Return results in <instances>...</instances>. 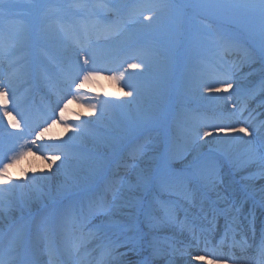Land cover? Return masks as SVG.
<instances>
[{
  "label": "bare ground",
  "instance_id": "obj_1",
  "mask_svg": "<svg viewBox=\"0 0 264 264\" xmlns=\"http://www.w3.org/2000/svg\"><path fill=\"white\" fill-rule=\"evenodd\" d=\"M101 4L96 2L98 8L103 7ZM71 11L83 18L84 9L81 10L80 5L69 6L67 13ZM104 15H106L105 9L101 16ZM146 21V18L140 17L133 24L138 25L137 28L140 29ZM57 26L60 29L55 38L52 40L45 39L44 41L60 53L67 54L73 50L71 44H62L58 41L67 35L73 38L71 43L76 45V39L85 36V27L80 24V33L75 34L73 29L61 25L60 19L57 20ZM87 35L93 41L91 49L93 55L94 53L99 54L100 59L103 60L97 64L106 70L102 71L95 79L84 82L83 88L79 91L75 89L73 84L71 95L65 96L70 79L58 84L55 89V100L50 105L51 108H49L46 115L31 126L34 129L32 134L27 133L26 135L23 134L22 138L8 139L10 141L5 140L7 151L9 148H15V151L7 152V160L8 157L21 150L25 151L26 154L11 163L7 173L9 179L6 181L0 180V194H2V198H0L1 225L7 224L4 218L11 220L10 218L17 213L15 212L17 208L23 210L32 202L42 204L44 199L48 201L45 204H51L57 198L61 199L64 195L73 193L78 186H81L79 185L81 179H85V177L87 180L90 178L91 182L94 183L93 174L101 171L103 167L70 156L65 146L61 145L65 140H72L71 143L79 145L94 144L96 147L106 149V156H103V158L112 159L113 155H116L114 153L115 149H110V147L118 142L117 139L122 138L124 133L119 128H113L110 125V122L113 121L111 117L93 111L94 109L90 105L95 104L94 100L97 98L91 97L93 92H101L105 96L113 97L116 103L123 110H128L132 119L135 122L139 121V123L145 117L153 118V110L160 107L159 102L168 99L164 95L168 93L169 80L165 76L159 75L161 65L153 54L145 55L144 52L133 51L130 42L124 41L126 36L123 37L120 34L115 33L106 38L101 37L99 41L104 42L103 46L97 45L94 27L87 29ZM13 47L18 53L23 50L21 44H13ZM50 47L42 48L43 55L53 58L49 50ZM0 49H2V52H0V85H10L13 90L9 93L10 103L7 111L18 120L15 116V109H13L14 105L11 102L14 96L12 94L19 84L18 75L14 73V70L8 68L10 60L6 58L5 47L0 45ZM106 50L109 51L107 54L105 53ZM45 60L50 62V60ZM126 62L138 65L143 62L146 67L131 69L126 67ZM258 67L259 63L257 62L249 70L243 72L244 76L241 78V80L247 81V84L251 85L250 87H253L255 91L259 82L264 84V80L252 79L250 76ZM5 69L8 70L4 72ZM114 75L120 76L121 79H114ZM158 79L159 83H156L155 81ZM214 81L216 80L213 77H210L209 80L206 77L200 81L197 79L192 81V84L195 85V89H192L195 90V93L197 92L199 99L212 103L215 110L209 111L205 116L196 113L193 118H189L194 124L192 127H185L179 122L175 123L176 130L178 126L185 127L187 130L183 136L176 137V143L168 142L164 151L173 159L182 162V164L180 170L169 167V163L165 160L162 161L161 166L169 168L170 171L182 176L189 173V166L191 163H195L188 152H197V146L203 148L210 145L213 146L214 152L225 154L227 161L231 162L237 180L234 178L229 180L230 177L225 178L215 173L209 175L208 179L204 181V190H198L195 185L190 187L193 185L192 182H189L191 184L188 185L187 189L185 187L170 186L169 184H155L156 187L153 189L152 184L149 183V181L151 182L150 171L154 170L157 164L151 162H156L159 156L144 157V149L136 153L137 156H140L141 165L137 164L135 160L127 165L123 161L121 162V159L114 161L110 174L111 185L107 188L108 194L104 195L106 211H101L102 214L98 223L102 224L103 229L107 227L113 229L110 230V235L115 236L114 239H118L117 241H131L132 243V240L135 239V232L139 230L138 232L142 233L137 235L138 242L133 244L131 249H128L125 256L118 254L116 250H109L102 263L99 264H136L146 253L143 243H141L142 238L147 239L149 237L146 235L150 232L156 233V231L177 240H170L176 246L170 247V250L147 249L151 254L146 253L145 258L154 253L156 264H208L209 260L213 264H263L258 259L249 260L244 253L238 254L241 249L227 255L213 257L208 254L209 249L206 247L184 244L182 237L185 235L187 226L178 217L176 219L178 211H165L163 209L166 202L162 204L159 197L160 194L174 196L173 198L179 196L188 213L206 227L209 237L217 241L222 239L220 221L218 218L212 219L209 222L211 224L208 225L205 220V215L211 216L209 209L213 206V203L207 204L208 201L204 196V192L214 204L221 203L224 205V210L230 216L233 228L236 231L238 230L237 232H247V227L250 225L248 203L252 204L254 222L255 220L258 222L259 217L264 214V175L260 174L262 167H264V161H261L257 156H253V148L250 149V147L255 145V142L249 135L228 130L230 128L238 130L244 127L258 140L264 138V121L257 119L246 102L237 101L235 95L232 94V90L225 94L218 91H207L209 86L213 89L220 87L221 84ZM76 82L79 83L80 80L78 79ZM128 92H133V95L126 96L125 93ZM62 96H64V100L57 106V101ZM65 104H67L66 108L64 107ZM61 110H63V116L67 123L61 122ZM4 111V107L0 105V123H3L1 126L5 129H13L9 125V117L4 115ZM54 111L55 115H53ZM142 115L146 116L143 117ZM142 124L147 126L143 122ZM213 126L224 128L225 131L217 133ZM45 128L47 131L44 132V136L38 137L36 133L44 131ZM204 131L212 132L213 135L205 137L203 136ZM107 137H112L113 140ZM148 138H152V135L146 136L144 140ZM0 141L2 143L3 139L1 138ZM31 141H35V143L30 144ZM29 144V147H25ZM146 149L154 151L155 146L148 145ZM56 156L60 159L53 160L50 158ZM69 159H73V161L70 162ZM241 193V199L247 198L245 206L240 199H235ZM149 213L155 215L157 220L152 221L155 218L153 219L150 215H147ZM102 230L97 231L95 236L98 237ZM120 230L124 231L122 238H119ZM70 231L69 222L61 223L58 234H62L63 244L66 247H70V241L73 242V234ZM91 236L93 235L83 234L85 240L90 239ZM99 237L104 238L105 236ZM163 242L167 243V241ZM73 243H78V245L74 244L73 249L75 252L74 259L79 261L80 264H93L91 257L94 252L98 251V246L105 244L96 242L98 244L96 247L94 243L90 248H79V245L82 244L79 242ZM262 249L255 250L257 256L264 254V247ZM201 256L206 259L204 261L198 260L197 257ZM72 264H76L74 260Z\"/></svg>",
  "mask_w": 264,
  "mask_h": 264
},
{
  "label": "rangeland",
  "instance_id": "obj_2",
  "mask_svg": "<svg viewBox=\"0 0 264 264\" xmlns=\"http://www.w3.org/2000/svg\"><path fill=\"white\" fill-rule=\"evenodd\" d=\"M37 1L38 4L33 5L32 3H30L31 0H0V27L5 26L8 29V31L4 33L2 37L4 39L7 38L5 40L9 41V37H12L13 33L15 37L22 36V45L25 47H30V49L25 50L26 54H31L34 57L41 56V49H39L38 46L41 43H45V39L52 40L55 38L56 33H58L60 29L57 26V20L60 19L61 25H63L62 22L65 23L66 20L74 21V17H70L67 15L65 16V14H67L66 11L68 7L73 5H83L84 2V0ZM130 1L132 0H96L97 3H102L101 5H103L105 9L110 12V15L104 18L105 23H118L120 26L119 30L121 31L122 28L124 29L121 35L123 37L126 36V38H124L125 42L130 41L134 42V44L136 43L137 47L135 49L138 51H143L145 55L153 54L161 65L159 75L165 76L166 74H171L172 72L173 75L170 76L169 74L171 85H169L170 97L168 98L167 102H162L159 109L155 111L153 110V118L145 117L144 119H142V122L147 126H144L142 122H135L132 119L130 112L128 110H123V108L115 102V99H113V97L108 96L107 102L111 103L114 108L111 105L107 104V102L106 104L102 105L97 104V108L93 111L111 117L113 121L110 122V125L113 128H119L123 133L127 135L125 136L126 138L123 137L117 139L119 141L112 144L110 149L114 148L116 150H121L123 147L136 141L137 139L142 138L143 141V138L148 135L147 133L149 128L157 130V128H159L165 122L160 118V110L164 107L165 104H167L169 108L167 119H169V117L171 119V115H175L178 110H183L188 113L185 114L184 119L182 117L179 118V120H184L188 125H192V122L187 119L189 117H194V111H197L195 109H198L201 113L205 114L206 110L204 107H195V105H192L187 101H184L183 103L191 107L181 106L178 109L177 106V108L175 109V103H179V101L177 100V94H179L180 91V84L181 86H184V81L187 82L188 87L192 86L191 78L189 77V74L191 72L189 65L191 64L195 66L199 57H206L210 55L216 47H219L221 43H224L223 41H228L232 44H236L237 49H233H235V54H238L237 58L240 59V65L242 67L244 63V65L250 66L252 62L253 65L255 62H259L260 66L256 69L257 72L254 76L255 78L264 75V58H262L261 56V44H259L261 40L258 34V28L254 27L252 24L253 18L258 17L260 0H183L187 3L188 6H194L199 9L201 11H199L200 15L205 16V19H199L201 18L199 17V14L191 13L192 20L188 21L186 24L185 22H182L183 20L181 18V12L179 11L170 12L168 8H164L161 11H155L153 13L146 14V12L144 11L148 10V7L154 5V1H149L146 3L142 1H135L133 3H130ZM126 4H128L127 7ZM249 5H254L255 7H245ZM62 6L65 8V12L63 13L64 16L62 15V13L61 15L59 14L58 16H56V14L61 11ZM24 7H28L31 10V15L24 14L22 12V8ZM4 8H6L7 11L4 10ZM113 13L125 14L124 20H120L121 14L120 16L114 18ZM18 15H25L30 19V23L28 25H21L16 18ZM144 16L145 18L148 17L147 21L140 29H138V25H134L133 23H135V21L139 17ZM111 18L113 19L110 21L109 19ZM195 19H197L196 23L198 24V26L201 27V29L204 30L207 36L211 39L206 37L199 39L194 36L192 37L189 34V26ZM126 22L128 23L127 25H125ZM226 23L233 24L242 28L247 40L242 41V39H240L233 31H225L224 29L226 28ZM65 24H67V22ZM66 43L70 44L68 40H66ZM7 46L11 47V42ZM175 50L177 51V53H175ZM231 50L232 49L228 50V52L231 53ZM174 54H176V57H173ZM219 54L221 55V52ZM94 56L96 57V60H101L99 54L94 53ZM6 57L8 58L9 56L6 55ZM42 60L43 58L41 57L38 61L41 62ZM48 60L51 61V58L48 57ZM11 66H13L12 63ZM172 66L174 68L171 72ZM184 66V76L182 73L179 85H175L173 88L172 83L179 77V72L184 69ZM52 68H54V66ZM6 70L8 69H5L4 72H6ZM238 84L242 86L247 84V81H241ZM193 93L198 96L196 94L197 92ZM250 94H252V92H250ZM206 106L209 107L210 105ZM142 116L144 117L146 115ZM112 122L113 124H111ZM124 126L126 127L124 128ZM183 131H185V129ZM156 141L157 139H155L153 136V138L150 140L135 143L134 147L130 150L131 152L129 153V155L121 159V162L123 161V163L127 165L133 162L134 159L137 164L141 165V162L139 160L140 156H137L136 153L140 151L139 149L148 144H153L154 146H158L160 148L162 146L161 143H157L158 141ZM83 145L82 148L87 150H103V148L96 147L94 144ZM143 156H146L145 153H143ZM174 161L177 160H171L172 163ZM212 161V159H208L204 163L203 167H207ZM70 162H72V160H70ZM214 162L219 164V160H214ZM151 163L154 164L155 161H152ZM222 170L223 169H219V171L216 172H220L223 177H227V175H225V172ZM154 171L155 170H151L150 173L154 175ZM215 173L212 172V174ZM102 174L103 172H95V174H93V177L98 182L100 181V176H102ZM202 178L203 175H201V180ZM81 180L82 181L79 185L87 186L91 184L89 182V179ZM33 203L35 202L30 203V205H33Z\"/></svg>",
  "mask_w": 264,
  "mask_h": 264
},
{
  "label": "snow or ice",
  "instance_id": "obj_3",
  "mask_svg": "<svg viewBox=\"0 0 264 264\" xmlns=\"http://www.w3.org/2000/svg\"><path fill=\"white\" fill-rule=\"evenodd\" d=\"M245 7H252L254 8V5H249V6H245ZM96 25H98V30L96 32V42L98 43L101 37H108L110 35L115 34L116 32L119 31V24L116 22L107 24V23H103L101 21H96L95 22ZM252 24L254 27L258 28V34L261 40V56L262 58H264V0H260V5H259V9H258V17H254L252 20ZM76 45H77V55L76 58L74 60V65H75V75L71 77L70 82L68 84V91L65 93V96L67 95H71L72 94V86L73 84L75 85V89L77 91H79L80 89L83 88L84 86V82L90 81L95 79L102 71H105L106 69L100 67L97 64V60L96 57L93 55L91 49L93 47V41L91 40V38L87 35V28H85V36L83 38H78L75 41ZM232 47V45L228 44V43H221L219 45V51L221 53H226L230 48ZM84 51H88V55L81 57L79 55V53L84 52ZM0 52H2V49H0ZM81 59H82V63H81ZM129 68L131 69H137L140 67H146V64H144L143 62L138 65L135 63L129 64L128 65ZM109 71H112L111 69H107ZM114 79H121L120 76H115L113 77ZM80 80L79 83L76 82V80ZM215 83H219L221 85L226 84L227 88L224 89L225 91L227 89L232 88V84L228 83L227 79H219L214 81ZM221 89H213L210 86L207 88V91L212 92V91H220ZM13 90L11 89L10 85L5 86V85H0V105H2L5 109L4 111V115L9 117V125L11 128L13 129H17V130H27L28 134H32V132L34 131V129H32L30 127L29 124V119L28 117L25 115V113L23 111H18V115L20 116V119L17 120L15 117H12L11 114L7 111L8 105L10 103L9 100V93L12 92ZM14 95V93H13ZM126 96H132L133 92H128L125 93ZM64 100V96H62L60 98V100L57 101V106H59L60 103H62ZM13 103V105H15L16 101L15 99H13L11 101ZM64 107H67V104L64 105ZM90 107L92 109H96L97 108V104H91ZM55 111L53 112V115H55ZM60 119L62 123H67L66 119L63 116V110H61L60 112ZM215 128V131L217 133L219 132H223L225 131L224 128H220L218 126H213ZM229 131H238L239 133H244L245 135H249L251 136L252 133H249L247 128L241 127L238 130L237 129H228ZM47 129L45 128L44 131H41L39 133H36V135L38 137H43L44 136V132H46ZM10 135L13 136H17L19 138H22V132H17V133H11ZM213 133L209 132V131H204L203 132V136L205 137H210L212 136ZM35 141H31L30 144H34ZM29 145H25V147H29ZM8 151H15V148H9ZM25 151L21 150L16 152V154L12 155L11 157H8L9 163H3L2 167H0V180L6 181L9 179L7 173H8V169L11 166V163L19 160L21 157H23L25 155ZM252 154L253 156H257L261 161H264V145H261L260 148H253L252 149ZM53 160H58L60 159V157L56 156V157H50ZM261 175H264V167H262ZM0 198H2V194H0ZM198 260L204 261L206 258L201 256V257H197ZM0 264H5V261L0 259ZM208 264H213L212 261H208Z\"/></svg>",
  "mask_w": 264,
  "mask_h": 264
}]
</instances>
